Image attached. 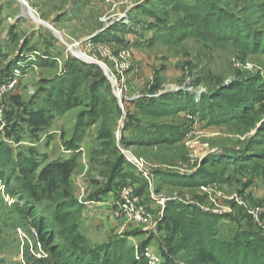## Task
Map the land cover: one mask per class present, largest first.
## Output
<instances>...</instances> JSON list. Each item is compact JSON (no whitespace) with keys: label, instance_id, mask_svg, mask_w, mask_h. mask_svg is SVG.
<instances>
[{"label":"rangeland","instance_id":"rangeland-1","mask_svg":"<svg viewBox=\"0 0 264 264\" xmlns=\"http://www.w3.org/2000/svg\"><path fill=\"white\" fill-rule=\"evenodd\" d=\"M22 1L38 20L19 0H0V264H63L56 244L84 258L118 239L148 264L166 256L245 264L227 245L243 231L264 236V171L211 162L264 150L263 105L217 125L188 110L164 117L146 110L183 95L198 103L244 80L263 87L264 103V53L217 41L166 0ZM183 2L232 12L264 33V0ZM76 44L85 57L68 48ZM259 164L264 169V159ZM126 188L132 204L121 208ZM59 203L80 206L77 241L42 244L36 225L47 219L53 235L67 228L51 216ZM167 204L177 218L192 217L188 227L167 220ZM133 211L147 223L130 220ZM200 214L218 217L211 227L203 215L206 236L222 247L191 257L181 248L197 244Z\"/></svg>","mask_w":264,"mask_h":264},{"label":"trees","instance_id":"trees-1","mask_svg":"<svg viewBox=\"0 0 264 264\" xmlns=\"http://www.w3.org/2000/svg\"><path fill=\"white\" fill-rule=\"evenodd\" d=\"M163 4L182 11L190 24L203 28L206 33L214 36L217 41L235 42L243 51L248 53H264V33L254 31L250 26H245L243 22L245 20L237 18L232 12H226L216 7H205L202 4L184 3L183 0H166ZM262 88V86L255 84V80H244L233 83L229 87H221L214 96L204 95L198 103H195L193 98L186 95L178 99L179 104L170 105L171 102L168 103L169 105L162 102L152 103L146 110V113L154 117H164L188 110L200 114L202 119L210 125L240 122L256 112L255 108L261 107L260 105H263L261 114L264 115ZM55 104L59 105L60 103ZM67 108L68 105L63 106V109ZM258 132L261 133L262 138L257 144L264 147V125L260 126ZM163 134L165 136L167 131L165 130ZM237 155L240 156L237 157ZM262 159H264V150L257 153L242 150L234 153V158H228L223 163L220 161H212L211 165L213 167L221 164L223 166L231 165L234 169L246 168L259 174L264 171L263 167L259 164V161ZM19 170L24 172L23 169ZM30 186L33 185L28 183L25 185V188L28 189ZM30 194L28 195L32 199L34 196ZM21 197L22 199H28L23 192H20ZM168 205L165 207L167 220L176 221L182 228L188 227L190 224L188 219L192 217L187 218L186 216H181L177 218L172 210V206ZM79 207L75 203H59L51 216L55 223L59 222L67 228L57 235H53L52 233L47 234L49 228L46 223L48 220L46 219V221L36 225L39 241L46 245L57 239L62 240L66 238L73 240V243H75L77 241V230L74 223L81 212ZM203 215L212 217V224L209 226L213 225L218 219V217L208 214H200L197 218H194L197 224L194 228L200 230L198 242L197 244H192V246H183L181 248L182 251H185L191 257H196L197 252L201 250L209 252L210 255H214L215 248L218 246L222 247L221 244L215 242L214 236H206L209 232L206 231V227L208 226L204 224L209 220H206ZM209 239L214 241L212 242L213 247L211 248L206 246L208 241H210ZM227 246L233 249L231 256L235 258L242 256L243 260L246 259L245 264H264V236L259 233L247 231H243L242 235L237 233L232 244H228ZM52 251L55 257L63 264H148V259L141 254L143 252L140 253L141 257H139L136 255L134 247L128 246L123 239L109 241L104 246L94 250L92 255L84 258L76 256L68 246L61 244H56L52 247ZM140 251H142V248H140ZM162 264L180 263L177 262L174 256H166ZM215 264L227 263L219 261Z\"/></svg>","mask_w":264,"mask_h":264},{"label":"built area","instance_id":"built-area-1","mask_svg":"<svg viewBox=\"0 0 264 264\" xmlns=\"http://www.w3.org/2000/svg\"><path fill=\"white\" fill-rule=\"evenodd\" d=\"M14 87V82H9L6 84L5 88L7 90L9 89H12ZM131 190L126 188L124 190L121 191V194H120V203H121V208H127V206H131L132 202L130 200V197H131ZM160 206H163V201H161L159 203ZM259 212V209H256L253 214H258ZM117 217H119V215L117 214L116 215ZM129 217H130V220H132L133 218H135L136 220H139V221H143L145 223H147L148 219H147V216L141 212H132L131 214H129Z\"/></svg>","mask_w":264,"mask_h":264},{"label":"bare ground","instance_id":"bare-ground-1","mask_svg":"<svg viewBox=\"0 0 264 264\" xmlns=\"http://www.w3.org/2000/svg\"><path fill=\"white\" fill-rule=\"evenodd\" d=\"M21 1V0H20ZM30 15H31V17L32 18H35L36 20H38L36 17H35V15H33L32 13H31V11H29L28 12ZM47 26V25H46ZM48 28H49V26H47ZM56 33V32H55ZM68 48H70V50H75V51H73V52H75V54L76 55H78V56H80V57H85V55L82 53V52H80L79 50H78V48H77V44L76 45H73V46H69Z\"/></svg>","mask_w":264,"mask_h":264},{"label":"water","instance_id":"water-1","mask_svg":"<svg viewBox=\"0 0 264 264\" xmlns=\"http://www.w3.org/2000/svg\"><path fill=\"white\" fill-rule=\"evenodd\" d=\"M19 1H20V0H19ZM20 2H21V3H22V4L28 9V11H31V10L27 7V5L24 3V1L21 0ZM39 23H40V24H44L45 26L47 25V24L43 23V22L40 21V20H39ZM47 26H49V25H47ZM49 28L52 30V28H51L50 26H49Z\"/></svg>","mask_w":264,"mask_h":264}]
</instances>
